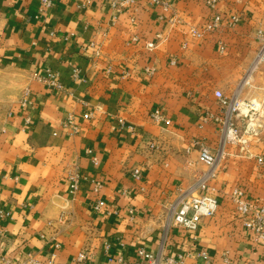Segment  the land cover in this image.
<instances>
[{"label": "crops", "instance_id": "crops-1", "mask_svg": "<svg viewBox=\"0 0 264 264\" xmlns=\"http://www.w3.org/2000/svg\"><path fill=\"white\" fill-rule=\"evenodd\" d=\"M52 1L0 0V71L21 74L34 99L30 112L19 102L0 121V211L8 213L0 214V244L7 256L32 251L49 264L60 243L53 264H148L140 249L178 264H264V240L246 234L232 199L239 188L249 201L264 202V164L257 161L264 127L245 135L249 117H235L247 143H234L209 118L228 110L216 91L264 105V64L250 73L264 0H217L215 10L209 0H139L121 12L105 0ZM215 14L239 22L191 36ZM148 42L157 45L149 49ZM155 111L172 124L155 123ZM28 113L33 123L24 129ZM197 141L223 151L210 183L220 206L191 232L169 225L168 210L179 190L208 170ZM76 173L79 189L71 193ZM61 216L66 221L49 229Z\"/></svg>", "mask_w": 264, "mask_h": 264}, {"label": "built area", "instance_id": "built-area-1", "mask_svg": "<svg viewBox=\"0 0 264 264\" xmlns=\"http://www.w3.org/2000/svg\"><path fill=\"white\" fill-rule=\"evenodd\" d=\"M112 8L116 11L121 12L125 10H131L139 0H105ZM154 4H161L162 0H149ZM53 3L52 0H44V4L50 6ZM164 4V3H163ZM166 8L169 9L168 4ZM208 5L212 10L216 9L217 0H209ZM171 24L176 23V18L174 16L169 20ZM239 22V17L229 16L225 17L220 14H215L211 18L207 19L206 22L199 27H192L190 29V34L195 39H203L207 34L217 31L220 29L223 24L233 27ZM158 40L163 39V35L160 33L157 35ZM137 40V38H135ZM258 42L259 49L254 60L251 72L258 69L260 65L264 64V29L258 30ZM156 42H148L146 46L149 49H154L156 47ZM90 48L93 53L97 56L100 55L101 51L97 43L91 42ZM172 63H175V60H172ZM154 70H147V75H152ZM76 76V75H75ZM249 77V76H248ZM57 77L55 75L50 76V85L53 87L58 86ZM216 97L220 101L221 105L225 108H228L225 116H210L209 118L214 119L216 122L220 123L225 131V136L229 141L237 142L241 141L243 144L247 143L246 138H244L240 129L237 128L235 124V117H239L241 114H246L249 117V122L247 128L244 130V134H256L258 132L257 125L261 124L264 127V105L252 101H243L238 97L228 99L225 97L221 91L215 92ZM32 94L29 90H26L20 105L22 109L26 112H30L32 107ZM92 115L86 114L85 118H91ZM152 120L158 124L171 125L172 120L167 118L160 111H155L151 115ZM68 122L65 125L73 124V119L70 117L67 120ZM33 123L32 117L28 115L24 118V129L31 126ZM68 123V124H67ZM131 131H135L134 128L130 127ZM195 145H199V160L205 164L208 168L206 173L199 175L196 179V182L188 189L179 190V194L174 202L170 203L168 214L170 217L169 225L173 224L175 226H180L185 228L188 231L195 232L198 228L199 223L204 218L214 217L219 209L220 203L218 197L215 196L211 189V181L217 178L218 173L221 168V161L223 158V151L219 154H214L211 150L201 142H195ZM151 148H154L155 145L151 144ZM94 162H97V159H93ZM259 164H264V153L257 158ZM134 177L137 180L142 178V173L140 170L134 171ZM70 191L75 193L79 189V184L81 177L76 173L70 176ZM99 187L100 184L98 183ZM233 202L236 207V212L240 217L243 228L250 238L255 240L262 241L264 240V202L260 204H255L252 201H249L246 198L245 193L236 188L233 191ZM103 206V202H98L95 206L96 210H100ZM1 215H8L0 211ZM66 221V216H61L56 222L49 221L48 228H55V224H63ZM45 232L40 234L41 238H46ZM4 238V232L0 231V240ZM62 249V244L55 243L54 251L50 253V263L53 264L57 258L58 252ZM138 254L147 261L148 264H178L170 260H165L161 254H154L145 249H140ZM205 258L207 263L210 262L209 256L207 253L203 252L201 254ZM85 259L84 255H80L79 261ZM0 264H41L37 253L32 251H25L23 255L18 258H11L6 254V248L4 245L0 244ZM121 264H126L121 262Z\"/></svg>", "mask_w": 264, "mask_h": 264}, {"label": "rangeland", "instance_id": "rangeland-1", "mask_svg": "<svg viewBox=\"0 0 264 264\" xmlns=\"http://www.w3.org/2000/svg\"><path fill=\"white\" fill-rule=\"evenodd\" d=\"M24 78L15 72L0 71V121L25 93Z\"/></svg>", "mask_w": 264, "mask_h": 264}, {"label": "water", "instance_id": "water-1", "mask_svg": "<svg viewBox=\"0 0 264 264\" xmlns=\"http://www.w3.org/2000/svg\"><path fill=\"white\" fill-rule=\"evenodd\" d=\"M257 128H258V129H261V128H262V125H261V124H258V125H257Z\"/></svg>", "mask_w": 264, "mask_h": 264}]
</instances>
